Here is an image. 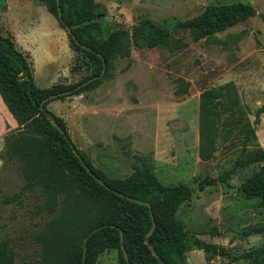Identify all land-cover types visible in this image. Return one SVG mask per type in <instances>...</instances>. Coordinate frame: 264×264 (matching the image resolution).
Masks as SVG:
<instances>
[{
	"label": "rangeland",
	"instance_id": "374dc122",
	"mask_svg": "<svg viewBox=\"0 0 264 264\" xmlns=\"http://www.w3.org/2000/svg\"><path fill=\"white\" fill-rule=\"evenodd\" d=\"M94 1L111 30L131 33L148 21L167 33L169 45L133 46L93 89L50 102L47 110L62 119L75 148L106 177L123 179L142 159L161 184L193 189L177 212L189 242L186 264H256L263 255L264 208L246 198L242 186L262 162L237 167L236 161L243 152L250 160L264 151V113L254 124L264 107V0ZM235 3L252 7L254 16L194 39L198 30L188 23L206 7ZM0 33H11L16 47L28 51L38 88L74 85L93 73L41 0H0ZM211 89L227 106L234 100L237 106L233 117L220 114L213 158L201 161L200 100ZM246 122L256 139L243 151L245 135L239 131ZM3 163L0 197L10 200L0 204V240L11 242L16 264L32 262L33 236L48 221L35 213L42 198L34 193L13 199L24 185L21 163L6 154ZM207 180L215 183L200 188ZM196 240L216 245L226 256L206 255L194 246ZM96 264H119L116 251L99 255Z\"/></svg>",
	"mask_w": 264,
	"mask_h": 264
},
{
	"label": "trees",
	"instance_id": "16d2710c",
	"mask_svg": "<svg viewBox=\"0 0 264 264\" xmlns=\"http://www.w3.org/2000/svg\"><path fill=\"white\" fill-rule=\"evenodd\" d=\"M41 1L64 31L65 27L71 30L70 35L66 33L70 46L92 64L93 73L74 85L38 88L27 56L16 48L10 37L0 33V98L18 126L16 131H8L4 137L0 152L1 169L5 154L21 163L24 185L13 199L39 194L42 199L36 205L35 213L48 219L44 228L33 236L34 260H23L21 264H96L99 255L112 250L116 251L119 264H186L189 242L177 212L190 198L193 189L186 185L161 184L151 165L142 159H139V166H132L127 177H106L75 148L62 119L47 110L50 102L93 89L101 79L76 88L98 77L103 61L105 71L102 77L105 78L112 62L116 58L129 57L133 46H168L167 33L148 21L131 33L111 30L108 20L100 18L104 9L94 0H59L60 21L56 0ZM254 14L252 7L242 3L208 6L188 26L198 30L194 37L198 40L242 23ZM67 91L71 94L59 95ZM45 99L48 101L41 110L40 104ZM236 106L235 100L229 106L224 104L221 94L213 89L201 95L198 153L201 161L213 158L220 114L229 111L233 117ZM262 113L264 107L256 111L255 125ZM239 133L245 135L244 151L246 143L256 139L255 130L246 122ZM243 154L237 158V167L262 162L244 182L242 192L248 199H257L259 206L264 208V151L258 149L250 160L243 159ZM92 174L107 188L98 184ZM214 183L212 180L202 181L199 187ZM9 200L2 195L0 204ZM137 202L147 203L149 207ZM153 224L152 233L145 238ZM193 244L206 255L212 251L226 256L217 251L216 245L198 240ZM0 264H16L15 252L7 239L0 240ZM256 264H264V247Z\"/></svg>",
	"mask_w": 264,
	"mask_h": 264
},
{
	"label": "water",
	"instance_id": "95a60500",
	"mask_svg": "<svg viewBox=\"0 0 264 264\" xmlns=\"http://www.w3.org/2000/svg\"><path fill=\"white\" fill-rule=\"evenodd\" d=\"M56 3H57V14H58V19L61 21V13H60V8H59V0H56ZM65 32H66L68 35H70L71 30H70L69 28L65 27ZM82 47L85 49L84 46H82ZM102 61H103V60H102ZM104 71H105V63H104V61H103V69H102V71H101V74H100L98 77H95V78L89 79L88 81L84 82L82 85L78 86L76 89H79V88H81V87L87 85L88 83H91L92 81L101 78V77L103 76V74H104ZM65 94L69 95V94H71V91L62 92V93H60L59 95H60V96H64ZM47 101H48V99H45V100L40 104V109H41V110H42V106H43V104L46 103ZM52 124H53V126H54L57 130L60 131L59 126H58L54 121H52ZM73 149H74L73 152L75 153L76 157H77L78 159H80V156H79L78 152L76 151V149H75V148H73ZM86 171H87L88 173H91L90 170H89L88 168H86ZM92 177L95 179V181H96L98 184H100V185H102V186H104V187L107 188V186H106V185H105V184H104L99 178H97V177L94 176L93 174H92ZM137 203H141V202H137ZM141 204H144V205H146L147 207H149V204H147V203H141ZM153 229H154V224L152 225V229L147 233V235H146L145 238L149 237V235L152 233ZM145 241H146V240H145ZM84 242H86V240H85ZM123 255H124L125 260L127 261V254H126V252H125L124 250H123Z\"/></svg>",
	"mask_w": 264,
	"mask_h": 264
},
{
	"label": "crops",
	"instance_id": "0c3cea01",
	"mask_svg": "<svg viewBox=\"0 0 264 264\" xmlns=\"http://www.w3.org/2000/svg\"><path fill=\"white\" fill-rule=\"evenodd\" d=\"M35 29V28H34ZM10 35L12 36V34L10 33ZM7 36V35H6ZM10 37L12 40L15 39V37ZM14 42V40H13ZM15 43V42H14ZM17 43V42H16ZM16 46V44H15ZM17 48V47H16ZM18 49V48H17ZM19 50V49H18ZM20 51V50H19ZM20 52H22L24 55H28V51L25 50H21ZM17 127L14 119L12 118L11 114L9 113V111L7 110V108L5 107V105L3 104L1 98H0V152L3 149V142H4V137L6 135V133L9 130H14ZM1 166H2V162L0 160V170H1ZM188 252V251H187ZM186 252V253H187ZM185 253V254H186ZM202 253V252H201ZM186 256L188 257V255L186 254ZM188 260V259H187Z\"/></svg>",
	"mask_w": 264,
	"mask_h": 264
}]
</instances>
